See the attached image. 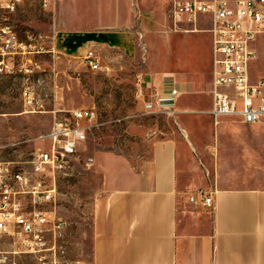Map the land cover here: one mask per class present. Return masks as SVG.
I'll list each match as a JSON object with an SVG mask.
<instances>
[{
  "label": "crops",
  "instance_id": "obj_1",
  "mask_svg": "<svg viewBox=\"0 0 264 264\" xmlns=\"http://www.w3.org/2000/svg\"><path fill=\"white\" fill-rule=\"evenodd\" d=\"M143 4L54 0L55 53L136 58ZM199 32L206 42L191 37ZM162 44L174 53L175 69L142 73L138 98L144 107L152 103L149 112L173 116L177 131L148 137L144 155L91 158L102 188L92 205L90 264H264V120L211 116L208 31L171 33ZM208 72L209 86H200ZM166 85L179 94L164 92ZM199 191L212 195L213 207L189 200Z\"/></svg>",
  "mask_w": 264,
  "mask_h": 264
},
{
  "label": "built area",
  "instance_id": "obj_2",
  "mask_svg": "<svg viewBox=\"0 0 264 264\" xmlns=\"http://www.w3.org/2000/svg\"><path fill=\"white\" fill-rule=\"evenodd\" d=\"M23 2L0 0V74L25 80V111H45L46 99L55 95V84L51 92L44 89L43 69L35 58L47 50L43 36L28 33L20 38L9 20ZM40 2L48 9L54 0ZM171 17L175 29L211 34V116H236L244 123L264 120V77L253 79L250 74L254 43L264 35V0H173ZM48 50L55 52L53 45ZM82 61L90 69L100 67L92 50L86 51ZM51 72L55 73L53 67ZM163 90L179 94L174 85ZM140 93L138 89V97ZM49 112L50 127L38 136L42 146L32 153L27 167L0 159V264H20L16 256L25 253L40 264H90L67 256L61 232L64 220L55 209V175L64 171L92 128L100 124L98 114L93 107H54ZM197 196L198 200L193 195L189 200L213 207L210 193L199 191Z\"/></svg>",
  "mask_w": 264,
  "mask_h": 264
},
{
  "label": "rangeland",
  "instance_id": "obj_3",
  "mask_svg": "<svg viewBox=\"0 0 264 264\" xmlns=\"http://www.w3.org/2000/svg\"><path fill=\"white\" fill-rule=\"evenodd\" d=\"M172 4L173 0H144L145 16L136 14L143 32L137 57L112 54V60L99 58L100 67L95 70L88 68L82 59L58 57L48 50L53 41L54 11L45 9L40 0H24L9 16L20 38L28 33L42 34L47 50L35 58L43 69L44 89L51 92L55 84V95L46 99L45 111H25L22 99L25 80L0 74V159L12 161L16 167H27L32 153L42 146L38 136L48 131L52 121L49 110L54 107H93L98 114L100 124L92 128L64 171L55 175V209L64 220L62 242L71 259L90 262L92 205L102 188L101 176L94 170L91 158L106 151L133 157L144 155L148 137L176 134L173 116L149 112L137 96L142 73L175 69L174 53L167 52L162 44L171 33L182 31L173 24ZM191 37L202 43L207 41L204 32ZM254 47L250 71L253 79L264 77V35L258 36ZM209 82L208 72L199 85L208 87ZM16 260L20 264H40L27 253L16 256Z\"/></svg>",
  "mask_w": 264,
  "mask_h": 264
}]
</instances>
